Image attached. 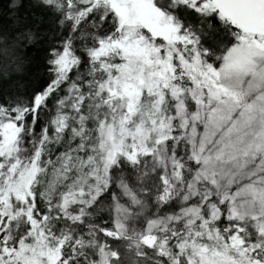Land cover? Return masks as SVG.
<instances>
[{
    "label": "snow or ice",
    "instance_id": "snow-or-ice-1",
    "mask_svg": "<svg viewBox=\"0 0 264 264\" xmlns=\"http://www.w3.org/2000/svg\"><path fill=\"white\" fill-rule=\"evenodd\" d=\"M39 4L61 38L0 96V264H264V0Z\"/></svg>",
    "mask_w": 264,
    "mask_h": 264
},
{
    "label": "trees",
    "instance_id": "trees-1",
    "mask_svg": "<svg viewBox=\"0 0 264 264\" xmlns=\"http://www.w3.org/2000/svg\"><path fill=\"white\" fill-rule=\"evenodd\" d=\"M21 29H31L39 39L25 50L22 70L15 63L0 57V96L5 98L9 94L30 96L44 86L49 79L45 64L46 49L61 38L56 18L40 6L39 0H14V3L0 0V33L15 34Z\"/></svg>",
    "mask_w": 264,
    "mask_h": 264
}]
</instances>
